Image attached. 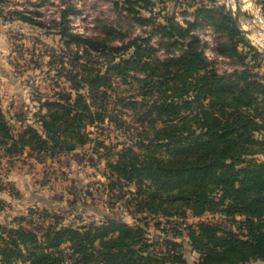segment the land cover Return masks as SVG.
<instances>
[{"label": "trees", "instance_id": "16d2710c", "mask_svg": "<svg viewBox=\"0 0 264 264\" xmlns=\"http://www.w3.org/2000/svg\"><path fill=\"white\" fill-rule=\"evenodd\" d=\"M111 2L117 15L148 29L130 35L121 25L103 23L100 34L82 35L64 23L63 13L60 37L69 50L71 43L79 46L68 65L60 57L58 74L65 83L41 101L37 125L26 123L14 133L0 109V147L8 154L72 152L93 140L88 126L108 120L126 138L105 154L110 188L128 194L134 217L148 210L172 222L170 217L178 215L180 225L172 228L174 238L153 241L146 223L115 217L73 226L61 224L53 213L55 221L32 228L20 216L15 225L0 223V264L264 260V160L256 157L264 152V82L248 64V58L264 53L238 31L229 11L196 7L195 19L182 23L173 14L159 19L149 9L150 0ZM259 3L264 13V0ZM17 16L43 26L19 11ZM205 20L225 34L218 51L240 67L219 73L212 66L195 32ZM154 35L159 36L156 45ZM241 44L246 50L239 49ZM111 104L130 110L139 125L131 128L119 114L109 113ZM187 210L196 222L186 221ZM209 212L228 222L202 218ZM42 217L51 219L48 210ZM175 237H185L198 254L193 263L185 258L184 239Z\"/></svg>", "mask_w": 264, "mask_h": 264}, {"label": "rangeland", "instance_id": "374dc122", "mask_svg": "<svg viewBox=\"0 0 264 264\" xmlns=\"http://www.w3.org/2000/svg\"><path fill=\"white\" fill-rule=\"evenodd\" d=\"M239 2L243 14L234 15L240 27L250 30L249 34L243 35L264 53V13L261 4L259 0ZM149 3V9L160 14L159 19L162 15L173 14L182 23L183 20H194L195 8L200 6L229 11L231 14L230 0H150ZM234 8L233 3V11ZM17 11L42 22L43 26L18 19ZM141 12L149 14L145 9ZM63 13L66 15L64 23L82 35L100 34L103 23L121 25L123 31L130 35L143 34L144 29H148L129 17L117 15L111 0H0V109L14 128V133L26 123L37 125L36 115L41 101L51 99L54 91L60 89L58 85L65 83L58 74L60 57L63 56L68 65L73 57L72 51L79 46L71 43L73 49L69 50L60 37L58 31ZM195 32L201 39L205 55L219 73L240 67L235 58L218 51L225 34L213 21H201L195 27ZM158 37H152L154 45L159 41ZM239 49L246 50L243 44L239 45ZM248 64L259 72L258 77L264 82V57L248 58ZM109 109V113L119 114L131 128L139 125L130 110L114 104ZM87 129L92 131L90 137L93 140L84 146H77L72 152L37 155L24 151L8 154L0 147V223L15 225L18 217L26 216L27 221L24 219L22 224L33 228L40 223L46 225L55 221L53 213L60 216L58 221L61 224L73 226L100 223L107 217H115L132 225L146 223L150 240L174 238L172 228L178 229L181 220L178 215L170 217L172 222H166L164 217L157 218L148 210L134 217L128 210L135 209L126 201L128 194H121L109 186L105 176L108 172L105 154L115 151L119 148L118 141L126 139L122 130L115 129L108 120L101 126H88ZM99 141L108 147L104 148ZM256 157L264 160V152ZM30 210L34 213L29 214ZM47 210L51 219L43 220V211ZM187 214L186 221L198 220L189 210ZM202 218L228 222L220 213L209 212ZM159 219L162 222L157 225ZM225 224L227 227L230 225ZM181 238L184 239L185 258L188 263H193L198 254L191 250L185 237H175L178 241Z\"/></svg>", "mask_w": 264, "mask_h": 264}, {"label": "water", "instance_id": "95a60500", "mask_svg": "<svg viewBox=\"0 0 264 264\" xmlns=\"http://www.w3.org/2000/svg\"><path fill=\"white\" fill-rule=\"evenodd\" d=\"M233 1H234V6H235L234 11L232 9V4L231 3H229V9L231 10V14H232V16L234 18L236 27H237L238 31L241 32L242 34H244V35L249 34L250 33V30L240 27V25L238 23V19L234 15V14H236L237 16H241L243 14V11L241 9L240 2H239V0H233Z\"/></svg>", "mask_w": 264, "mask_h": 264}, {"label": "crops", "instance_id": "0c3cea01", "mask_svg": "<svg viewBox=\"0 0 264 264\" xmlns=\"http://www.w3.org/2000/svg\"><path fill=\"white\" fill-rule=\"evenodd\" d=\"M251 264H264V260H254Z\"/></svg>", "mask_w": 264, "mask_h": 264}, {"label": "bare ground", "instance_id": "6f19581e", "mask_svg": "<svg viewBox=\"0 0 264 264\" xmlns=\"http://www.w3.org/2000/svg\"><path fill=\"white\" fill-rule=\"evenodd\" d=\"M230 2H231V4H232V6H233L234 1H233V0H230Z\"/></svg>", "mask_w": 264, "mask_h": 264}]
</instances>
